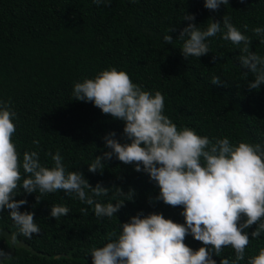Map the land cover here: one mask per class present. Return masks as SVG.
I'll return each mask as SVG.
<instances>
[{
  "label": "trees",
  "instance_id": "obj_1",
  "mask_svg": "<svg viewBox=\"0 0 264 264\" xmlns=\"http://www.w3.org/2000/svg\"><path fill=\"white\" fill-rule=\"evenodd\" d=\"M184 13L194 14L202 30L210 18L222 21L225 14L230 16L231 23L251 39L250 51L264 57L261 37L252 32L264 27V0H230L229 6L221 5L217 11L206 9L204 0H106L99 5L93 0H0V100H10L17 114L12 139L21 161L23 153L35 151L40 163L51 168L54 162L46 154L59 152L66 170L82 172L93 187L100 182L125 192L131 187L136 193L116 216L97 218L91 206L63 191L45 194L37 204L36 193L18 189L16 199L27 200L20 211L35 213L40 234L31 238L18 234L8 211L0 213V229L16 231L17 240L34 251L16 249L1 264H91L90 249L104 246L108 233L119 232L120 223L137 213H162L166 219L184 222L183 209L156 202L159 189L132 165L113 157L105 162L102 175L88 171L96 156L110 151L102 139L106 134L115 132L116 139L126 142L121 121L102 114L92 103L73 100L74 84L102 70L115 67L143 90L161 92L164 114L178 129H194L213 141L227 137L234 146L240 142L264 146V85L247 89L253 76H242L247 70L237 60L239 48L220 34L207 40L208 55L185 60L180 53L183 41L176 39L188 24L182 20ZM172 27L175 31L169 32ZM168 34L172 44L163 40ZM213 76L223 83L212 85ZM111 196L112 192L96 199L115 203ZM52 204L67 206L69 215L51 218ZM81 208H88L87 215ZM253 230L255 226L246 231ZM185 243L194 250L202 246L191 236ZM262 247L264 233L251 239L245 260L238 264H247ZM8 249V241L0 237V251ZM224 258L235 259L230 247L214 257L217 264Z\"/></svg>",
  "mask_w": 264,
  "mask_h": 264
},
{
  "label": "clouds",
  "instance_id": "obj_2",
  "mask_svg": "<svg viewBox=\"0 0 264 264\" xmlns=\"http://www.w3.org/2000/svg\"><path fill=\"white\" fill-rule=\"evenodd\" d=\"M102 2L106 0H93L97 5ZM229 3L230 0H204V7L217 11ZM182 20L188 24L176 39L183 41L180 53L185 60L208 55L207 40L220 34L221 39L239 48L237 60L240 68L247 70L242 71V76H253L247 89L259 90L264 85V57L250 51L251 39L231 23L230 16L225 14L222 21L210 18L203 30L195 23L194 14L184 13ZM243 27L248 29L247 24ZM173 31L175 28L169 29ZM252 32L264 44V27H256ZM163 40L172 44L174 39L168 34ZM216 58L213 56V62ZM222 83L219 76L211 78L212 85ZM72 96L75 101L92 103L102 114L124 125L126 142L116 139L115 132L106 134L102 139L110 151L96 156L88 171L102 175L105 162L115 157L124 165H132L134 171L148 175L159 189L156 202L183 209V223L166 219L162 213L140 212L130 217L128 222L120 223L119 232L108 233L109 242L90 249L91 264H217L214 257H220L228 247L235 259H220L219 264L245 260L251 239L264 233V146L245 142L234 146L227 137L213 141L194 129H178L164 114L161 92L143 90L126 72L115 67L75 83ZM16 119L11 101L0 100V213L8 211L18 234L26 238L40 234L35 213L20 211L27 200L16 199L18 189L25 194L36 193L37 204L41 196L63 191L91 206L97 218H111L126 202L134 201L136 193L131 187L127 192L100 182L93 187L82 172L67 171L59 152L46 154L54 162L51 168L40 163L35 151L23 153L21 161L12 139ZM33 143L38 145L39 141ZM110 192L115 203L97 201V197H108ZM80 212L87 215L88 208H81ZM69 213L67 206L51 205L50 217L55 220ZM252 226L255 230L249 234L246 230ZM188 236L202 246L196 250L189 247L185 243ZM4 255L0 251V256ZM247 264H264V247L258 255L248 257Z\"/></svg>",
  "mask_w": 264,
  "mask_h": 264
},
{
  "label": "water",
  "instance_id": "obj_3",
  "mask_svg": "<svg viewBox=\"0 0 264 264\" xmlns=\"http://www.w3.org/2000/svg\"><path fill=\"white\" fill-rule=\"evenodd\" d=\"M0 237L4 238L9 243V249L6 252H4L6 255L0 256V264L2 263V261L10 259L13 256L16 249L23 248L25 250L34 253V251L28 246L27 243L17 240L16 231H7L0 229ZM13 237H15V239H13Z\"/></svg>",
  "mask_w": 264,
  "mask_h": 264
}]
</instances>
